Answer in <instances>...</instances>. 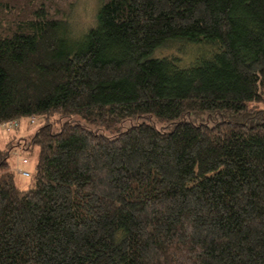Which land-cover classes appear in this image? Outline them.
I'll list each match as a JSON object with an SVG mask.
<instances>
[{
    "label": "trees",
    "instance_id": "obj_1",
    "mask_svg": "<svg viewBox=\"0 0 264 264\" xmlns=\"http://www.w3.org/2000/svg\"><path fill=\"white\" fill-rule=\"evenodd\" d=\"M79 1L0 0V264H264V0Z\"/></svg>",
    "mask_w": 264,
    "mask_h": 264
},
{
    "label": "rangeland",
    "instance_id": "obj_2",
    "mask_svg": "<svg viewBox=\"0 0 264 264\" xmlns=\"http://www.w3.org/2000/svg\"><path fill=\"white\" fill-rule=\"evenodd\" d=\"M97 3L98 0H80L79 2L75 3L74 6L70 7L69 9V13L70 15L66 18L68 25L67 27L70 28L71 33L73 32H77L78 34L81 32H84V30L86 28H88V26L93 22V19L95 17V11L97 9ZM192 116L191 115H187L182 117V120L185 122L191 121ZM204 120V119H203ZM146 122L147 124H151L154 125L158 128H165L166 123H163L161 121H159L156 116H152V117H143V119H137V120H132V122L130 121H126L124 122L121 127L119 132H122L123 130L127 129L128 127L133 126V124L136 123H143ZM81 123L83 125L87 124L84 121H81ZM28 124V123H27ZM26 123H22V125L20 126L19 130H16L15 132H13V128L11 130H8V128L6 127H0V145L2 142H5L6 139L11 138L10 136H15L16 138H20V136L22 135H31L33 134V132H35L39 127L44 125V121L37 119L33 125H27ZM209 125H212V123L210 122ZM23 126H27V131L23 132L22 127ZM89 127H92L95 130H99L100 127L94 126V125H88ZM168 127L166 128L167 131H169L170 129H172L173 125H167ZM58 127H56L57 129ZM165 130V131H166ZM106 136H111L112 134H117L118 132H108L105 131L104 132ZM18 152V151H17ZM18 157L17 160H19L20 157H24V154L21 155L19 152L17 153ZM23 158V159H24ZM22 159V160H23ZM12 160H16V157L13 156L10 158L9 162ZM13 165L15 166V162H12ZM35 165V157L30 159V164L28 165H20V169L22 170H32L33 166ZM28 183V179H23L20 177V175H17L16 177V185H18L20 188H23L26 186V184Z\"/></svg>",
    "mask_w": 264,
    "mask_h": 264
},
{
    "label": "built area",
    "instance_id": "obj_3",
    "mask_svg": "<svg viewBox=\"0 0 264 264\" xmlns=\"http://www.w3.org/2000/svg\"><path fill=\"white\" fill-rule=\"evenodd\" d=\"M15 126H16V124L15 123H12V122H11V124L8 123V124H2V125H0V127H6V128H8V130H11ZM21 174H22V176H28L29 175L26 172H21Z\"/></svg>",
    "mask_w": 264,
    "mask_h": 264
},
{
    "label": "bare ground",
    "instance_id": "obj_4",
    "mask_svg": "<svg viewBox=\"0 0 264 264\" xmlns=\"http://www.w3.org/2000/svg\"><path fill=\"white\" fill-rule=\"evenodd\" d=\"M25 164H27L26 162H25ZM22 175V174H21Z\"/></svg>",
    "mask_w": 264,
    "mask_h": 264
}]
</instances>
